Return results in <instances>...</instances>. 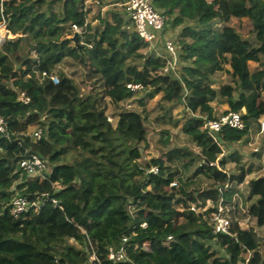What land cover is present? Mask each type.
Returning a JSON list of instances; mask_svg holds the SVG:
<instances>
[{
    "label": "trees",
    "instance_id": "obj_1",
    "mask_svg": "<svg viewBox=\"0 0 264 264\" xmlns=\"http://www.w3.org/2000/svg\"><path fill=\"white\" fill-rule=\"evenodd\" d=\"M97 1L90 21V0L0 4L14 36L0 48V117L9 135L0 136V264H111L108 249H117L122 238L136 264H264V177L249 181L246 207L237 187L251 167L238 165L240 156L229 151L254 128L260 132L264 116V67L249 69V63L264 61V0H150L166 17L162 36L173 33L179 78L159 75L164 60L130 27L128 0ZM233 19L248 21V37L230 26ZM73 25L83 29L77 44ZM67 60L82 70L87 92L63 71L56 73L57 85L40 77ZM225 71L231 81L213 88L215 74ZM128 83L141 84L145 97L137 99ZM18 92L29 97L27 105L17 101ZM156 96L168 110L179 105L188 114L182 132L197 153L172 148L138 163L136 152L148 147L145 118L120 105L137 100L145 107ZM218 100L228 106L222 114H240L242 130L223 128L210 136L203 128L204 120L220 116L213 106ZM31 127L42 130L37 142ZM75 141L89 157L74 156ZM24 149L48 163V177L31 178L19 169ZM230 162L238 175L228 171ZM195 164L193 177L204 178L211 189L171 186L181 184L179 166ZM150 167L158 173L147 174ZM43 195L58 200L63 212L47 201L24 221L12 218L14 198ZM218 205L229 235L213 233Z\"/></svg>",
    "mask_w": 264,
    "mask_h": 264
},
{
    "label": "rangeland",
    "instance_id": "obj_2",
    "mask_svg": "<svg viewBox=\"0 0 264 264\" xmlns=\"http://www.w3.org/2000/svg\"><path fill=\"white\" fill-rule=\"evenodd\" d=\"M95 2L98 1L90 0L91 4L89 3L90 5H88V7H90L92 10V14H90L88 21L92 19L97 11V8L99 7V3L96 4ZM105 9L106 8H103V10ZM230 26L235 28L242 37H248L250 25L247 20L233 19L230 22ZM178 31L179 30H175V33ZM163 38L172 40L174 39L173 33L169 32V34H167V36L165 35ZM158 48L160 49L161 47L158 46ZM263 67V60L260 62V64L249 63L250 72H255L262 69ZM57 71H63L66 75L70 76L80 87L81 93L87 92V84L83 83V72L78 66H76L75 63L67 60L66 63L58 66V68L54 72V75H56ZM230 81L231 77L229 76L227 71L219 72L214 76L213 88L219 89L223 84L229 83ZM145 95V92H143L142 94H139L137 96V99H143ZM169 106V104L163 103L160 100V96H156L153 99H147L145 101V107L140 106L137 103V100L126 101L120 105V107H124L128 110L141 113L145 118L144 126L146 130V140L148 143V147L142 148L140 149V151L136 152L135 156H137L138 163L145 164L148 163L151 159L163 157V154L172 148H185L195 153L198 152L197 148L194 146L191 140L182 132V125L188 117V114L185 113L182 107L179 105H176L174 108L168 110ZM213 106L218 115H221L224 111L228 110L227 104L220 103L219 100L214 102ZM113 113L114 108L109 107L107 114L110 118L112 117L111 115ZM176 121L178 122L176 123ZM261 121H264V116L260 118L259 122ZM32 130L33 127L29 129V133H31ZM166 140L167 142H165ZM83 145L84 144H82L81 142L75 141V143L70 146V151H72L74 156L80 160L90 156L89 153L79 152V149ZM229 151L230 153H236L240 156V163H238V165H242L245 170L251 167V174L245 178L243 184L237 187L238 194L243 197L242 199L245 202L246 207H248L251 204V202L247 200L249 194V181L255 178L264 177V132H257V129L254 128L249 134L248 139L235 144H231ZM228 154L229 153L227 147L223 148V155L227 156ZM196 166L197 164L189 169H183L181 166H179V169L181 171V184L178 182L177 187H183L187 190L195 189L197 191L211 189V184L207 180L200 177H193V170ZM227 169L230 173L238 175V172H236L235 162H230L227 165ZM192 206L197 211V208L194 205ZM206 206L210 207L211 203L207 201ZM251 224L254 225L255 223L252 222ZM240 225L241 228L247 229V224L241 223ZM70 243L72 242L70 241Z\"/></svg>",
    "mask_w": 264,
    "mask_h": 264
},
{
    "label": "built area",
    "instance_id": "obj_3",
    "mask_svg": "<svg viewBox=\"0 0 264 264\" xmlns=\"http://www.w3.org/2000/svg\"><path fill=\"white\" fill-rule=\"evenodd\" d=\"M3 0H0L2 5ZM98 4V2H96ZM124 11L129 18L130 27L136 33V35L148 45L149 50H153L159 58L164 60L163 67L158 72L159 75H171L174 78H179L178 75V55L176 47L171 39L163 38L162 32L166 26V17L161 15L155 10L150 0H128L124 5ZM1 15L0 22V48L9 39L14 38L13 35L6 29L5 19ZM129 28V27H128ZM74 33L81 34L82 28L75 25L72 26ZM160 46L161 50L158 48ZM40 77L42 79H49L54 85L58 84V78L54 74H48L42 72ZM126 89L133 94H141L145 92V88L141 84L128 83ZM18 102L27 105L30 101L25 92H18L16 95ZM108 121H112V118L108 117ZM203 128L208 132L210 136H214L220 132L223 128H230L234 130H242L244 124L241 116L237 112H228L222 114L212 120H204ZM260 132H264V121L260 122ZM30 137L34 142H37L42 137V130L39 127L33 128ZM0 136L8 139L9 135L4 120L0 117ZM19 169L28 177H39L45 179L48 177L49 169L48 163L42 159L39 155L31 152L28 149H24L21 158L18 163ZM147 174H157L158 169L156 167H150L145 170ZM172 187H177V182L171 184ZM50 201L53 208H58L63 212V207L59 204L58 200L52 198L49 200L48 195H43L35 201H29L23 197H16L10 203V214L15 221H24L30 211L38 212L44 202ZM190 209L196 212V209L191 206ZM214 235H229V221L222 215V208L220 205L217 207V213L212 218ZM142 228H146L147 225H141ZM166 240H171V237H166ZM127 239L122 238L121 244L117 249H108L107 259L111 264H136L132 262L128 256L126 243Z\"/></svg>",
    "mask_w": 264,
    "mask_h": 264
},
{
    "label": "water",
    "instance_id": "obj_4",
    "mask_svg": "<svg viewBox=\"0 0 264 264\" xmlns=\"http://www.w3.org/2000/svg\"><path fill=\"white\" fill-rule=\"evenodd\" d=\"M72 41L74 44H77L78 42V33H74L73 37H72Z\"/></svg>",
    "mask_w": 264,
    "mask_h": 264
},
{
    "label": "crops",
    "instance_id": "obj_5",
    "mask_svg": "<svg viewBox=\"0 0 264 264\" xmlns=\"http://www.w3.org/2000/svg\"><path fill=\"white\" fill-rule=\"evenodd\" d=\"M96 3V2H95Z\"/></svg>",
    "mask_w": 264,
    "mask_h": 264
}]
</instances>
